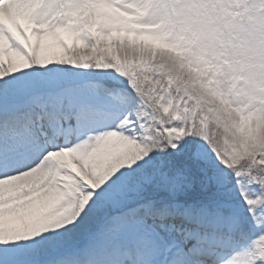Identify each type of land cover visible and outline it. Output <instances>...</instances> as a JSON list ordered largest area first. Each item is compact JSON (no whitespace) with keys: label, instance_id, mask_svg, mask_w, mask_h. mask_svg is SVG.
Returning a JSON list of instances; mask_svg holds the SVG:
<instances>
[{"label":"snow or ice","instance_id":"1","mask_svg":"<svg viewBox=\"0 0 264 264\" xmlns=\"http://www.w3.org/2000/svg\"><path fill=\"white\" fill-rule=\"evenodd\" d=\"M168 11L0 0V264H264V148L218 153L139 90Z\"/></svg>","mask_w":264,"mask_h":264},{"label":"clouds","instance_id":"2","mask_svg":"<svg viewBox=\"0 0 264 264\" xmlns=\"http://www.w3.org/2000/svg\"><path fill=\"white\" fill-rule=\"evenodd\" d=\"M168 8L153 21L166 39L135 58L152 118L204 136L218 153L264 148L261 0H168Z\"/></svg>","mask_w":264,"mask_h":264}]
</instances>
